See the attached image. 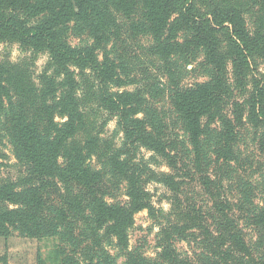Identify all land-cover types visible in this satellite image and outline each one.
<instances>
[{
  "label": "trees",
  "instance_id": "16d2710c",
  "mask_svg": "<svg viewBox=\"0 0 264 264\" xmlns=\"http://www.w3.org/2000/svg\"><path fill=\"white\" fill-rule=\"evenodd\" d=\"M259 1L263 5L264 0ZM136 3L137 0H0V42L46 52L49 58L40 87L29 95L24 93L25 86L20 89L16 85L13 73L0 64V126H4L11 141L15 159L27 166L17 180L0 182V237L8 238L13 232L31 239L59 237L72 246L69 254L62 251L64 264H117L105 247L106 241L114 240L127 250L134 215L151 208L142 176L111 148L107 152L109 162L126 182L127 201L122 205L108 204L97 191L100 173L89 165L90 157L100 152L101 142L93 136L77 141L85 128V117L76 72H88L103 88L121 87L116 66L106 58L98 60L96 45L106 39L116 23L115 13L127 14ZM138 3L155 40V52L169 56L176 48L203 50L204 63L212 69L210 80L176 91L173 107L181 117L195 157L199 155L204 127L221 125L215 153L225 160L234 141V123L243 117V104L231 102L235 109L230 113L232 118L225 112L234 88L230 79L240 90L249 70V54L258 40H264L260 38L264 32L260 33V28L250 31L235 8L216 7L204 13L197 10L194 0ZM71 24L82 26L93 44L72 47L67 41ZM180 33L187 36L178 44L175 41ZM252 87L244 100L247 117L264 129V87ZM104 93V108L118 118L125 140L154 152L174 167L169 144L145 118L137 117L141 113L137 95ZM55 116L63 121L55 122ZM159 182L171 191L177 186L172 175H160ZM51 195L55 200L49 199ZM211 197L224 234L213 238L208 230L220 246L215 252L214 248L207 250L205 264H258L237 224L223 214V202ZM54 201L58 205H53ZM85 203L89 205L85 207ZM256 223L264 227V208L256 216ZM163 236V262L191 264L175 249L166 231ZM125 259V264H150L131 252L125 254Z\"/></svg>",
  "mask_w": 264,
  "mask_h": 264
},
{
  "label": "rangeland",
  "instance_id": "374dc122",
  "mask_svg": "<svg viewBox=\"0 0 264 264\" xmlns=\"http://www.w3.org/2000/svg\"><path fill=\"white\" fill-rule=\"evenodd\" d=\"M138 1L127 14L115 13L116 23L106 39L96 45L98 60L106 58L116 66L121 87L103 88L88 72H76L85 117V128L77 141L93 136L101 142L100 152L89 159V165L100 173L98 193L110 205L127 201L126 182L109 162L107 152L111 148L142 176L151 205L149 210L134 215L128 229L127 250L118 247L114 240L106 241L105 247L117 264H125L127 252L150 264H165L160 254L166 231L175 249L191 264H205L207 250L214 248L215 252L220 246L213 238L224 234L220 216L214 212L212 195L223 202V214L237 224L258 264H264V227L256 223V216L264 208V129L249 120L244 104L252 86L264 87V40H258L249 54V70L240 90L230 79L234 88L225 112L232 118L231 102L243 104V117L234 123V141L227 157L223 160L215 153L221 129L219 123L204 127L199 138V155L195 157L181 117L173 107V99L176 91L209 81L212 69L204 63L201 49L176 48L169 56L155 52V40L147 29ZM194 4L204 13L216 7L238 9L250 31L260 28L259 32H264V3L259 0H194ZM186 36V33L178 34L175 42L181 44ZM67 41L72 47L93 44L87 31L77 24L69 25ZM48 62L46 52L0 42V64L13 73L20 89L26 87V95L40 87ZM104 91L137 95L141 104L137 117L145 118L169 144L174 167L154 152L125 140L118 118L104 108L107 96ZM61 121L55 116V122ZM26 170L27 166L15 159L11 141L4 126H0V182L15 181ZM162 174L175 178V191L159 182ZM55 198L51 195L49 199ZM52 204L58 205V202ZM88 205L85 203V207ZM63 249L69 254L72 246L59 237L31 239L13 232L8 238L0 237V264H64Z\"/></svg>",
  "mask_w": 264,
  "mask_h": 264
}]
</instances>
